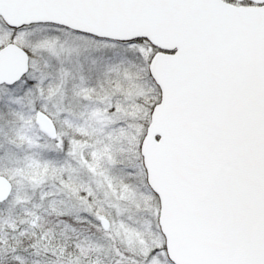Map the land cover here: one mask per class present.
<instances>
[{"label": "snow or ice", "instance_id": "1", "mask_svg": "<svg viewBox=\"0 0 264 264\" xmlns=\"http://www.w3.org/2000/svg\"><path fill=\"white\" fill-rule=\"evenodd\" d=\"M0 264H264V0H0Z\"/></svg>", "mask_w": 264, "mask_h": 264}]
</instances>
